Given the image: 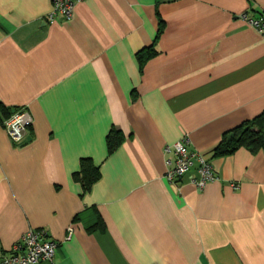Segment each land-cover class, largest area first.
I'll list each match as a JSON object with an SVG mask.
<instances>
[{
    "label": "crops",
    "instance_id": "obj_1",
    "mask_svg": "<svg viewBox=\"0 0 264 264\" xmlns=\"http://www.w3.org/2000/svg\"><path fill=\"white\" fill-rule=\"evenodd\" d=\"M50 10L0 0V110L32 118L16 145L0 112V252L43 228L58 245L36 264H264V150L214 152L242 122L264 127V39L241 18L264 0H78L52 23ZM184 134L217 176L202 189L165 177L164 147ZM83 158L100 171L86 193Z\"/></svg>",
    "mask_w": 264,
    "mask_h": 264
},
{
    "label": "built area",
    "instance_id": "obj_2",
    "mask_svg": "<svg viewBox=\"0 0 264 264\" xmlns=\"http://www.w3.org/2000/svg\"><path fill=\"white\" fill-rule=\"evenodd\" d=\"M77 2L78 0H50L51 10L46 16L47 21L52 23L59 17L70 20ZM241 18L264 39V12L257 18L245 12ZM31 125L32 118L25 107L15 110L3 123L10 140L16 145L24 144ZM189 145L190 139L184 134L176 142L164 147V153L172 155V159H166L165 177L173 184L189 174L190 183L197 189H202L215 181L217 176L210 162L198 152L190 151ZM192 171H195V174H191ZM71 232L69 228L66 240L70 239ZM57 245V241L49 239L45 229H29L7 253L0 252V264L52 262Z\"/></svg>",
    "mask_w": 264,
    "mask_h": 264
},
{
    "label": "trees",
    "instance_id": "obj_3",
    "mask_svg": "<svg viewBox=\"0 0 264 264\" xmlns=\"http://www.w3.org/2000/svg\"><path fill=\"white\" fill-rule=\"evenodd\" d=\"M162 22L156 34V38L162 31ZM155 41V40H154ZM155 42L149 47L140 50L136 54V59L142 68L148 60L153 58L157 51L154 46ZM0 112L5 115L2 118V125L4 121L12 114L6 112L1 108ZM121 143L120 132L114 128L110 130L106 137V146L108 155L115 151V149ZM240 148H246L252 153H256L259 150H264V127H263V114L256 116L255 118L246 120L227 131L222 136V139L218 146L215 148L216 155H230ZM74 179L78 180L82 186V192L86 193L90 190L91 186L100 178L99 167L96 166L91 159L83 158L80 162V169L74 174Z\"/></svg>",
    "mask_w": 264,
    "mask_h": 264
}]
</instances>
